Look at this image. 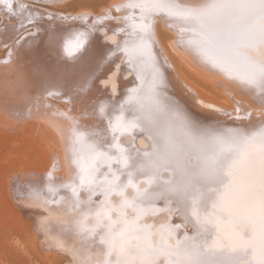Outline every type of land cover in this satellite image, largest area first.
<instances>
[{
  "label": "bare ground",
  "instance_id": "1",
  "mask_svg": "<svg viewBox=\"0 0 264 264\" xmlns=\"http://www.w3.org/2000/svg\"><path fill=\"white\" fill-rule=\"evenodd\" d=\"M66 1L10 0L14 8L21 2L26 6L13 13L0 4V136L7 134L4 141L20 143L25 155L39 160L38 166L32 163L35 169H30L25 155L26 160L13 163L14 167L19 164L17 168L9 164L7 190L17 209L30 212L33 234L43 256L53 259L56 253L63 255L62 264H103L107 245L101 242V235L108 229L96 226L97 211L109 213L114 229L124 227L125 222L138 229L132 233L133 246L175 248L185 237L207 238L212 244L219 236L223 246L216 250L217 257L235 255L226 238L231 223L221 221L219 231L213 229L211 234L196 223L197 215L203 218L205 214L203 197L193 192L195 199L177 204L164 192L170 172L162 170L159 180L149 186L145 173L122 168L116 162L109 169L105 162L96 173L99 180H111L115 174L119 176L117 183L127 184L131 172L136 186L129 185L123 196H106V184L93 185L95 191L88 185L80 187L79 165L91 163L93 144L114 156L118 154L114 145L118 144L133 161L144 159L142 154L152 151L153 140L141 128L119 135L116 141L109 129V122L121 115L131 119L142 114L138 105L127 103L132 90L141 88L138 73L145 82L141 91L145 111L152 112L156 130L176 141H183L185 132L194 136L220 134L227 129L248 132L264 124V103L259 95L204 64L186 44L192 33H183L182 43L179 23L169 26L165 18H156L151 45L162 82L156 88L155 101L150 100L147 82L154 70L151 64L130 67L125 52L116 50L117 44L123 48L125 42L130 44L136 38L133 21L125 19L130 10H117L129 0H85L77 6H65ZM135 16L138 22V10ZM79 33H85L86 38L83 47L76 49L71 42ZM114 50L115 55H111ZM248 54L262 58L252 51ZM100 105L104 106L103 113L98 111ZM77 131L84 133L82 140L74 137ZM49 186L57 190L49 192ZM72 188L77 189L78 196L73 195ZM137 188L141 193L148 189L153 195L146 199L141 196L131 207L122 209L125 198L132 201L137 197ZM207 211H213L210 205ZM166 259L161 254L157 264H165ZM249 264L255 261L249 258Z\"/></svg>",
  "mask_w": 264,
  "mask_h": 264
},
{
  "label": "snow or ice",
  "instance_id": "2",
  "mask_svg": "<svg viewBox=\"0 0 264 264\" xmlns=\"http://www.w3.org/2000/svg\"><path fill=\"white\" fill-rule=\"evenodd\" d=\"M0 4L9 13L23 11L26 7L21 2L14 8L10 0H0ZM121 8L130 10L125 19L133 21L131 27L136 38L130 44L125 42L123 48L117 44L116 50L125 52L130 67L146 64L153 67L147 82L148 99L155 101L156 88L162 82V74L155 69L152 55V26L156 18H165L170 22L169 26L181 25L182 43L185 42L183 33H192L186 44L204 64L254 89L264 103V0H196L185 4L177 0H129L127 4L117 6L118 11ZM136 10L139 11L138 22ZM85 38V33H79L71 43L79 49ZM249 51L262 58L254 59ZM111 55H115V50ZM138 78L142 81L141 88L132 90L127 103L138 105L142 114L131 119L121 115L115 122H109V129L116 141L119 135L141 128L153 140L152 151L144 152V159L133 161L118 144L114 145L118 149L115 156L90 145L91 163L79 165L80 187L88 185L95 191L93 185L106 184V196L111 193L123 196L129 185L136 187L131 172L127 184L117 183L119 176L115 174L111 180L107 177L99 180L96 173L105 162L109 169L112 162H116L122 168L132 167L145 173L149 186L159 180L162 170L168 171L171 178L164 182V192L174 197L177 204L195 199L193 192L204 198L201 208L205 214L203 218L197 215L196 219L203 232L219 231L220 223L225 219L233 225L226 238L230 241V252L235 255L230 254L225 259L217 257L216 250L223 246V238L219 236L212 244L207 238L185 237L183 241H177L175 248L158 249L150 244L133 246L132 233L138 229L128 226L127 222L124 227L114 229L115 222L109 213L97 211L96 226L108 229L101 235V242L107 245L103 264H157L161 254L167 257L165 264H249V258L255 264H264V124L248 132L227 129L220 134L200 136L185 132V139L176 141L171 135L156 130L152 112L145 111L141 103L144 78L139 73ZM156 110H159L158 103ZM98 111L103 113L104 106L100 105ZM236 111H240L239 107ZM181 127H184L183 120ZM74 137L82 140L84 133L77 131ZM56 190L54 186L48 187L49 192ZM72 192L78 196L76 188H72ZM152 195L148 189L141 193L137 188V197L132 201L125 198L121 208L131 207L141 196L146 199ZM208 205L213 211H207ZM92 233L95 234V229ZM200 235L198 230L197 236Z\"/></svg>",
  "mask_w": 264,
  "mask_h": 264
},
{
  "label": "rangeland",
  "instance_id": "3",
  "mask_svg": "<svg viewBox=\"0 0 264 264\" xmlns=\"http://www.w3.org/2000/svg\"><path fill=\"white\" fill-rule=\"evenodd\" d=\"M82 2L85 0H69L64 4L65 6H77ZM5 135L7 134L1 133L2 137L0 136V142L2 140L0 143V264H51V260L53 264H62L63 255L56 253V258L53 257L54 260L51 256L50 258L43 256L40 242L33 234L30 212L23 207L17 209L19 206L13 202L7 190L9 164L12 163L11 168L15 169L20 164V160L25 159L26 156L30 169H35L39 160L36 159V162L33 157L32 159L29 158V154L25 155L22 151V145H19L20 143H13L12 145L4 141ZM18 151L20 152L18 153ZM16 159L20 160L17 161ZM14 162H19V164L17 163L14 167ZM32 163L36 166L32 167Z\"/></svg>",
  "mask_w": 264,
  "mask_h": 264
}]
</instances>
